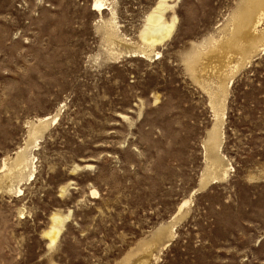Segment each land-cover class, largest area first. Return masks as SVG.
Returning <instances> with one entry per match:
<instances>
[{"label": "rangeland", "instance_id": "374dc122", "mask_svg": "<svg viewBox=\"0 0 264 264\" xmlns=\"http://www.w3.org/2000/svg\"><path fill=\"white\" fill-rule=\"evenodd\" d=\"M157 1L0 0V264H264V20Z\"/></svg>", "mask_w": 264, "mask_h": 264}, {"label": "bare ground", "instance_id": "6f19581e", "mask_svg": "<svg viewBox=\"0 0 264 264\" xmlns=\"http://www.w3.org/2000/svg\"><path fill=\"white\" fill-rule=\"evenodd\" d=\"M108 0H93V10H96L97 12L98 11H102L104 9H106V3L108 4L107 2ZM247 2V7L245 6V8L243 10L240 9V11H244V14L242 15V21H244V24L250 22L251 25L250 27H255L257 26V24L260 23L261 20H264V8L262 6L261 3H258L256 2L255 0H248V1H245ZM261 2V1H260ZM111 3V1H110ZM109 5V4H108ZM107 5V6H108ZM240 6V5H239ZM170 7V5L167 4V0H158L154 6V8L152 10H150L151 12H149L147 14V19H146V23H145V26H143V30L141 32V35H142V38L148 43H150L151 45H155V44H158V43H162L163 40H165L166 38L168 39V36L171 34L173 28H174V24L176 23V17H174L172 19L171 22H167L164 18V13L165 11ZM108 9V8H107ZM100 13V12H98ZM239 13V12H238ZM243 13V12H242ZM113 14V13H112ZM115 15V14H114ZM113 15V16H114ZM241 16V15H240ZM239 17V16H238ZM112 18V17H111ZM116 18V17H115ZM238 19V18H237ZM117 22V21H116ZM116 22H115V19H112V20H109V23L110 25L113 27V29H116ZM109 25V26H110ZM118 25V24H117ZM110 26V27H111ZM241 27V25H240ZM118 30V29H117ZM120 30V29H119ZM115 31V30H114ZM115 33V32H114ZM263 34V33H262ZM114 35V34H112ZM247 35V34H246ZM170 37V36H169ZM256 38V37H255ZM264 38L261 37V38H257L258 39V43ZM255 39V41L257 40ZM143 41V40H142ZM145 43V42H144ZM256 43V42H255ZM254 42H252V44L256 45ZM160 45V44H159ZM264 46V45H263ZM258 47V46H257ZM241 49H245L244 46H242ZM155 51V50H154ZM245 51H247L245 49ZM244 51V52H245ZM141 54L140 56L141 57H145V56H148L149 54H147L145 51H140ZM136 55V54H135ZM234 69V68H233ZM232 70V69H231ZM232 72V71H231ZM230 74V73H229ZM229 74H225L224 77H222V79H220V81L218 82L217 86L216 87H212L210 89V96H211V99H213L212 101V105L215 107L216 106V113L218 111V101L221 102V105L222 106V101L225 97V93H226V82H225V79H227L228 75ZM232 75V74H231ZM230 76V75H229ZM221 99V100H220ZM224 103V102H223ZM215 110V108H214ZM223 115V114H222ZM218 121V120H217ZM220 136V134H219ZM210 141H212V148H215L217 151L219 150L220 146H221V142H220V139L218 140V136L216 134L215 131L212 132L211 134V139ZM214 157V155H213ZM18 161L24 163V166L26 167L28 164H27V158L26 156H24L23 154H20L17 158ZM219 158H215V160L212 161V165H219ZM227 168L228 167H224L223 170V174H227ZM222 174V175H223ZM223 175V176H224ZM212 178L216 179L217 176H213ZM20 190V189H19ZM187 202V201H186ZM185 202V203H186ZM181 209V208H180ZM52 216V221H53V224H52V227L51 230L49 228L50 231L46 232V234L49 236L50 238V242L51 243H54L59 235V233L61 232V229H62V226H63V217L59 214V213H53ZM67 218V217H66ZM51 221V222H52ZM45 234V233H44ZM50 243V244H51Z\"/></svg>", "mask_w": 264, "mask_h": 264}]
</instances>
